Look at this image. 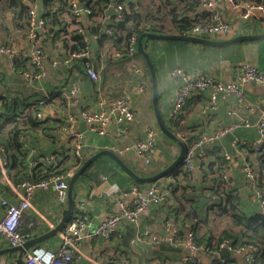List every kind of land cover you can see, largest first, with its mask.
<instances>
[{
	"label": "crops",
	"instance_id": "1",
	"mask_svg": "<svg viewBox=\"0 0 264 264\" xmlns=\"http://www.w3.org/2000/svg\"><path fill=\"white\" fill-rule=\"evenodd\" d=\"M43 1L34 0L33 3L43 11ZM171 1L173 4L180 2V0ZM214 1L217 7L219 6L218 9L223 17L231 22L232 29L227 36H216L210 39L227 40L243 34L264 33V12H258L249 19H242L241 12L233 11L224 0ZM207 11L205 8H200L194 14L200 20H205L210 17ZM13 12L5 4L0 6V44L8 46H11V43L14 44L22 51L24 59H27L24 62L20 61V66L15 67L14 59L11 60L8 54L0 52V97L9 100L24 98L28 102L47 96L48 101L50 100L43 109L44 126L26 130L23 137L29 157L42 159L45 156H54L58 160L65 154L73 155L75 152L73 151L74 134L81 133L87 146L82 155V159H86L84 162L102 150H111L117 153L127 166L133 170L136 169V172L137 169L145 171L148 174L146 176L157 174L174 162L177 158L176 152L180 150V147L176 142H168L161 136L163 132L158 125L153 104L152 76L142 55L137 53L123 59L115 58L112 56L115 49L109 46H99L89 36V40L91 39L90 57L100 74V79L96 81L86 74L79 59L70 65L63 62L69 51L65 50L54 32L47 47L50 58L45 62L46 77L41 80L29 79L24 72L25 70L34 72L35 68L31 62L33 48L25 36V29L18 26L17 14ZM159 19L167 26L172 24L170 16H163ZM59 28V26L56 27V29ZM163 34L179 33L166 31ZM147 50L157 72L159 103L163 120L170 125V114L179 87L177 80L170 73L176 67L181 66L193 76L205 74L223 81H237L240 71L248 65H255L264 71V38L228 46H208L178 39L150 40ZM54 60L59 62L57 66L53 65ZM71 81L77 82L80 87L78 103L73 107L68 106L67 102L65 104L61 97L69 88ZM138 86H142V90L137 92L135 88ZM245 88L250 98L258 105L254 114L249 115L252 120H256L264 108V87L253 81ZM125 93L131 94L136 118L129 124L128 133L123 141L118 139L113 128L110 129L109 134L100 135L92 131L88 124L86 125L82 119L84 113L100 110L117 96ZM208 101L209 94L204 93L194 96L188 102L183 120H180L182 128L176 133L187 145L191 137L204 132L211 133L220 126H228L234 122V118L228 113L229 105L223 100L219 101L216 109L211 108L204 112L203 109ZM29 110L27 108L26 112ZM71 115L75 118L72 126L69 121ZM148 127H152L156 135L158 134L156 140L159 151L153 164L145 167L136 155H123L119 150L143 138ZM256 135L255 127L238 128L235 135L222 138L207 146L210 151L208 159L211 162H217V165L220 159L226 163L225 171L245 197L246 209L254 212L257 210L256 201L246 185L243 171L246 151L243 149L241 153H237L232 145V139L238 136L244 146H249ZM225 152L231 155L230 160L223 157ZM6 160L4 151L0 148V196L11 203L18 204L23 190L19 191L15 188L18 181L7 173ZM84 162L72 170L76 172ZM32 165L34 166L33 163ZM71 178H68L69 182ZM132 179L109 155H103L92 162L77 179L73 194L75 200L73 215L79 213L85 215L89 223L88 228L83 232V238L76 246L75 264H88L90 260H95L100 264H114L118 258L123 256L129 258L132 264H184L190 257V252L186 247L175 246L167 241L175 227L179 230L184 229L183 236L178 234V238L184 239L187 231L190 230L189 224L186 223L181 228L182 220L166 215L163 204L153 205L137 222H122L116 234L110 239L92 235V232L106 217L119 212V200L122 199L127 204L132 202L134 198L130 193L134 185ZM203 179V173L198 172L197 179L192 184L194 187L188 191L194 195L210 196V187L215 182L211 179L206 181ZM116 187L122 188L124 192H116ZM243 189L245 192L242 193ZM206 203L205 200L203 205ZM67 207L68 199L61 202L53 188L36 189L33 193L32 205L24 213L22 229L31 231V238L42 235L59 223ZM61 241L58 233L35 247L41 246L56 250ZM9 247L11 245L8 239L0 237V252ZM231 251L234 253L233 256L221 257L219 253V257L230 264L246 263L245 253ZM17 254L15 252L13 256L16 257ZM0 256L8 260L9 264H14L8 254L3 253ZM200 261L201 264H217L211 254H201Z\"/></svg>",
	"mask_w": 264,
	"mask_h": 264
},
{
	"label": "built area",
	"instance_id": "2",
	"mask_svg": "<svg viewBox=\"0 0 264 264\" xmlns=\"http://www.w3.org/2000/svg\"><path fill=\"white\" fill-rule=\"evenodd\" d=\"M25 1L29 2L30 6L28 10V26L24 30V33L33 48L31 62L38 69V72L35 74L30 72H26L25 74L29 79L41 80L46 77L45 62L50 58L47 49L50 41L49 35L47 34L49 28L47 25V17L43 15L45 11L42 12L39 6L33 3V1ZM224 2H227L233 11H240L242 19H249L258 12H264V2H253L251 0H224ZM66 3V9H60V5L57 4L48 12L58 13L63 17L62 29L64 28L68 32L77 29L85 34V30L79 28L78 23L81 21V18H84L85 14L91 12L90 9H86L81 0H67ZM79 3L83 4L82 10L79 8ZM202 5L212 15V21L197 23L193 26L191 35L209 38L229 35L232 29L231 22L223 17L215 1L202 0ZM114 6L118 12L117 17L122 18L124 15L123 10L127 8V3L115 2ZM70 15L74 16L75 19L72 20ZM103 31L111 32V30L106 27L103 28ZM63 34V36L69 37V33ZM97 37V34L92 35V39ZM87 38L88 36L85 39L88 40ZM137 44L138 39L133 37L131 39L130 48L132 55L138 51ZM10 45L11 46L0 44V52L8 54L11 60H13L20 56L22 51L14 44L11 43ZM90 55L91 45L88 44L85 50L81 52H69L68 56L63 59V62L70 65V63L74 62V59H88ZM112 56L121 58L125 55L121 52L114 51ZM52 63L54 66H57L59 62L54 60ZM83 69L93 80L98 81L100 79L99 72L90 61L84 63ZM170 75L175 78L179 84L170 114L171 119L183 116L190 99L204 93L209 94V101L203 109L204 112H207V110L211 108L216 109L219 101L223 100L229 105V115L234 118L232 124L220 126L211 133H201L197 139L187 145L183 166L191 174L192 180L195 181L197 179L198 172L203 173V166L210 161V159H208L210 151H208L207 146L214 144L222 138L235 135L238 128H256L257 135L251 143V148L254 155L262 153L264 148V108L256 120L250 118L256 111L258 105L250 98L245 86L254 81L264 87V71L260 70L255 65H248L240 71L237 81H223L214 76L205 74L193 76L187 73L181 66L173 69ZM68 87L69 88L65 90L63 96L67 105L73 107L78 103L80 87L75 81H71ZM141 90L142 86L135 88L137 92ZM40 103L45 104L44 100L40 101ZM37 116L42 117L43 110L38 111ZM83 116L86 124H88V127L92 131L100 135H107L110 129L113 128L118 139L123 141L128 133L129 124L136 118V110L132 102L131 94L125 93L117 96L100 110L86 112ZM74 120V116L71 115L69 117L70 125H73ZM156 136L155 130L152 127H148L143 138L130 146L121 148L119 152L123 155L134 154L143 166L150 167L159 151ZM74 140L75 154L82 158L83 150L87 147L83 135L81 133L74 134ZM232 145L237 153L242 152L243 149H241V146L243 143L240 137H233ZM223 157L226 160L231 159V155L227 152L223 154ZM54 159V156H47L45 157V162H51ZM33 164L35 165L36 162ZM244 173L246 181L252 190L253 199L259 205L261 213L264 214V189L259 186L258 176L250 164L245 165ZM74 174L75 172L70 170L67 174L54 175L37 182L29 180L19 182L16 184L15 188L19 191L23 190V194L18 204L11 203L8 199L0 196L2 204L6 206L4 214L0 216V237L7 238L11 246H17L29 240L32 236V232L24 231L22 229V222L25 211L32 205L34 191L39 188H53L59 200L65 202L68 199V178L72 177ZM217 175L219 176L222 187L226 191L234 189L235 182L229 178L225 168L218 170ZM166 178L167 176L143 185L134 183L130 190V193L134 196L132 202L127 204L124 200H119V212L115 215L106 217L94 232H92V235L94 237L102 236L105 239H110L117 232L122 222H137L141 216L155 204H163L164 211H166V215H168L172 206L175 205V202L171 196L172 188L165 186L167 182ZM115 191L124 192L120 187H116ZM88 223L89 219L87 216L80 213L74 214L67 222L64 229L59 232L62 239L60 246L56 250H50L41 246L35 247L25 254L24 259L26 264H75L77 259L76 246L83 238V232L88 228ZM178 234L179 229L175 227L173 234L167 241L175 246L182 245L189 250L190 257L187 258L186 261L191 259V262L201 264V254H210L209 249L195 242V233L192 230L187 231L184 239L178 238ZM159 239L157 240L159 241ZM223 248L234 250L237 253H245V264H254L253 254L258 251L255 245H243L239 243L234 246L229 239H225L220 249L216 252L217 259H220L222 263H225V260L219 257V253ZM0 264H9V262L4 257L0 256ZM88 264L100 263L95 260H90ZM114 264H132V262L129 258L123 256L118 258Z\"/></svg>",
	"mask_w": 264,
	"mask_h": 264
},
{
	"label": "trees",
	"instance_id": "3",
	"mask_svg": "<svg viewBox=\"0 0 264 264\" xmlns=\"http://www.w3.org/2000/svg\"><path fill=\"white\" fill-rule=\"evenodd\" d=\"M34 1V0H32ZM86 9H90L89 14H85L84 18L78 23L79 28L85 30V34L75 29L67 31L61 26L63 24V17L58 13L48 12L57 4L60 9H66L67 0H44L43 13L47 17L48 35L55 32L62 42V46L69 52H81L85 50L88 44L91 45V39L85 38L97 34L98 37L94 40L99 46H109L115 49L116 52H121L128 57L131 55V39L139 37L148 32L165 33L166 31L175 32L183 35H191V30L194 25L199 22L212 21V15L205 20H200L194 13L204 8L202 0H180V2L173 4L171 0H81ZM241 1V0H240ZM253 2H264V0H251ZM115 2H126L127 8L123 10V17H117V9L114 6ZM6 5L14 14H17L19 19V27L26 29L28 26V10L29 2L25 0H0V6ZM42 11V12H43ZM163 16L171 17V25L159 18ZM72 20L74 16L70 15ZM106 18V19H105ZM60 27L56 29V27ZM109 28L111 32H104L103 28ZM63 33H69V37L63 36ZM139 54L137 51L134 54ZM27 59V58H26ZM23 55L14 58L13 63L15 67L20 66V61H26ZM92 58H81L82 66L86 61H90L92 65ZM77 59H74V61ZM33 65V63H32ZM35 68L30 72L35 74L38 69ZM62 95V94H61ZM66 104L64 96H61ZM44 100L45 104L40 103ZM48 97H41L32 101L24 98H16L9 100L5 97H0V148L3 149L7 158L5 168L7 173L15 180L21 182L29 180L37 182L47 179L54 175L67 174L75 166H80L86 159L78 157L75 152L73 155H63L61 159H54L51 162H45V157L42 159H34L29 157L27 147L24 141L26 130L43 127L45 120L43 117H38L37 112L43 110L47 103ZM30 110L26 112V109ZM25 115V116H23ZM184 116V115H183ZM180 118L171 119L170 124H166L173 132L178 133L181 130ZM4 118V119H2ZM199 135L189 138L192 142L197 139ZM247 147V148H245ZM245 149V162L250 164L258 176L259 186L264 189V148L262 153L254 155L249 146H241ZM74 151V150H73ZM36 162L33 166L32 163ZM229 163V161H227ZM226 163L220 159V163L207 162L203 166L204 181L211 179L215 182L210 187V196L194 195L188 190L194 185L191 179V174L183 166L178 165L172 172L167 174V187H171V196L175 205L169 211V215L175 216L182 220L183 227L186 223L189 224L190 230L195 234V242L205 246L209 249L210 254L217 264H230L220 262L217 259L216 252L220 249L221 244L225 239H229L232 245L236 246L241 243L243 245H255L258 251L254 252V264H264V214L261 213L259 205L256 202L257 210L254 212L246 209L245 197L240 190L235 187L231 191H226L217 175L218 170L224 169ZM223 165V166H222ZM136 170V169H135ZM137 172L142 176L148 175L145 171L138 170ZM245 175V173H244ZM135 184H145L141 181L132 179ZM247 187L252 191L246 181ZM252 196V193H251ZM201 197H205L206 204H201ZM253 197V196H252ZM6 206L2 204L0 199V216L5 212ZM221 218V224L225 222V227L220 233H216V226H212L211 222ZM205 230V231H204ZM204 231V232H203ZM116 234V233H115ZM179 235H184V229L179 230ZM178 235V236H179ZM232 262V261H231ZM184 264H195L191 259Z\"/></svg>",
	"mask_w": 264,
	"mask_h": 264
},
{
	"label": "water",
	"instance_id": "4",
	"mask_svg": "<svg viewBox=\"0 0 264 264\" xmlns=\"http://www.w3.org/2000/svg\"><path fill=\"white\" fill-rule=\"evenodd\" d=\"M79 8L83 9V4L79 3ZM264 38V33L260 34H243L238 35L236 37L227 39V40H214L207 37L202 36H195V35H183V34H163V33H156V32H148L142 34L138 39L137 48L139 53L144 57L152 76V85H153V104L154 110L157 118L158 125L161 131L167 135L170 139L175 141L179 147L180 152L174 162L169 165L167 168L154 174L152 176H141L135 170L127 166L124 160L114 151L111 150H102L101 152L96 153L92 157H90L84 164L78 168L75 174L72 176L69 187H68V207L64 210L63 215L59 223L53 228L47 231L46 233L35 236L30 238L29 240L25 241L23 244L17 246H11L6 248L0 254H8L14 264H26L24 256L25 254L31 250V248L35 247L36 245L40 244L41 242L50 239L51 237L57 235L60 231L64 229L67 222L70 220L71 216L75 211V200H74V186L77 179L81 176V174L85 171V169L94 161H96L99 157L103 155H109L114 161H116L119 166L134 180L141 181L143 183L154 182L163 177L167 174L172 172L178 165L183 164V159L186 153L187 143L183 141L175 132L169 129L163 120V116L160 109L159 103V86H158V77L154 62L150 53L148 52V42L150 40H167V39H178L182 41L200 43L208 46H228L231 44H235L238 42L249 41V40H258ZM82 118V117H81ZM84 119V117L82 118ZM84 122L86 123L85 119ZM87 125V124H86ZM245 192V189L242 190V193ZM205 201L204 198L201 199V204ZM17 252V256L14 257L13 254ZM234 253L229 250L228 248H223L220 251L221 257L233 256Z\"/></svg>",
	"mask_w": 264,
	"mask_h": 264
},
{
	"label": "rangeland",
	"instance_id": "5",
	"mask_svg": "<svg viewBox=\"0 0 264 264\" xmlns=\"http://www.w3.org/2000/svg\"><path fill=\"white\" fill-rule=\"evenodd\" d=\"M162 135V137L163 138H165L168 142H173V140L172 139H170L167 135H165L164 133H161ZM157 139H158V134H157ZM175 142V141H174ZM179 149H178V151L176 152V156H178L179 155ZM211 225L212 226H216V233H220L221 232V230L225 227V222H223L222 224H221V218L220 219H218V220H216L215 222H211Z\"/></svg>",
	"mask_w": 264,
	"mask_h": 264
}]
</instances>
